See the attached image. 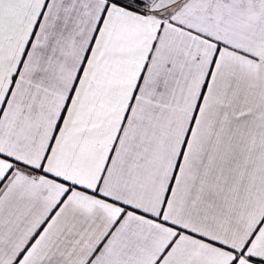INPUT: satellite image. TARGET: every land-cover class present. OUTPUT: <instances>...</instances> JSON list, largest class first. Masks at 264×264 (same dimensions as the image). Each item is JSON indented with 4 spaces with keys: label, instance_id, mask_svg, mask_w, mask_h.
Listing matches in <instances>:
<instances>
[{
    "label": "snow or ice",
    "instance_id": "snow-or-ice-1",
    "mask_svg": "<svg viewBox=\"0 0 264 264\" xmlns=\"http://www.w3.org/2000/svg\"><path fill=\"white\" fill-rule=\"evenodd\" d=\"M0 264H264V0H0Z\"/></svg>",
    "mask_w": 264,
    "mask_h": 264
}]
</instances>
